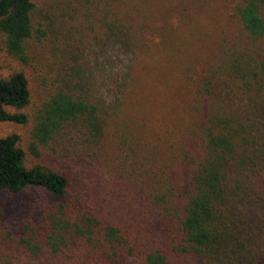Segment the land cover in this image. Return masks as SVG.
I'll return each mask as SVG.
<instances>
[{
	"label": "trees",
	"instance_id": "16d2710c",
	"mask_svg": "<svg viewBox=\"0 0 264 264\" xmlns=\"http://www.w3.org/2000/svg\"><path fill=\"white\" fill-rule=\"evenodd\" d=\"M120 1L66 0L67 10L77 8L74 2L83 9L73 17L75 28L85 33L76 44L90 47L96 40L98 58L108 44L128 42L129 31L118 17ZM38 5L0 0V54L20 63L0 73V121L30 122L28 150L36 157L53 150L70 123L83 121L90 135L97 127L98 141L105 119L89 95L88 78L76 72L75 53L66 58L65 39L50 35L46 8ZM234 12L250 43L220 44L208 67L188 76L190 120L162 157L146 154L139 143L119 142L122 171L105 164L109 181L103 191L71 189L62 170L28 164L17 133L0 136V192H37V199L29 196L18 236L17 248L35 258L29 260L217 264L259 258L263 239L251 208L264 204V142L258 133L264 119V0H235ZM43 44L56 53L33 75L38 81L33 103L25 66ZM71 253L79 259H56ZM42 256L51 259H38Z\"/></svg>",
	"mask_w": 264,
	"mask_h": 264
},
{
	"label": "rangeland",
	"instance_id": "374dc122",
	"mask_svg": "<svg viewBox=\"0 0 264 264\" xmlns=\"http://www.w3.org/2000/svg\"><path fill=\"white\" fill-rule=\"evenodd\" d=\"M37 2L40 8H46L44 26L50 27L51 36L65 39L64 54L68 60L70 53H75L76 72L88 78L89 95L102 108L105 119L100 138L97 141V127L90 135L83 121L70 123L58 133L53 150L36 157L28 150L30 122L22 125L0 121V136L17 133L29 165L38 161L62 170L69 177L70 188L84 193L103 191L109 181L105 164L121 174L117 159L119 142L124 139L142 145L146 154L151 151L162 157L164 149L180 137L190 120L193 91L188 76L206 69L220 44L234 48L250 43L235 16V0H121L117 3L121 7L118 17L126 24L129 41L108 44L97 58L96 40L90 47L76 44V39L85 38L83 30L73 25L76 9L83 10L77 2L76 9L71 6L68 10L66 0ZM48 48L45 44L38 47L34 62L25 66L33 86V103L38 96V81L33 75H39L44 68L39 64L47 61L49 55L54 60L56 53ZM19 66L15 58L5 52L0 54V73ZM258 125L264 142V119ZM29 196L37 199V192L20 196L0 192V259H7L5 264H59L31 261L35 258L17 248L24 211L31 204ZM251 210L256 216L257 233L263 239L259 258L217 264H264V204ZM56 259H79V254H61Z\"/></svg>",
	"mask_w": 264,
	"mask_h": 264
}]
</instances>
